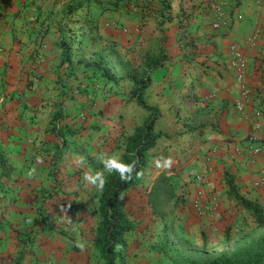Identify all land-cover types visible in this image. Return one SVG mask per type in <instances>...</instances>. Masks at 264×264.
<instances>
[{
    "label": "rangeland",
    "instance_id": "1",
    "mask_svg": "<svg viewBox=\"0 0 264 264\" xmlns=\"http://www.w3.org/2000/svg\"><path fill=\"white\" fill-rule=\"evenodd\" d=\"M98 1L101 7L92 5L89 17L78 19L66 15L78 0H45L54 26L40 40L41 57L29 55L38 65L14 67L9 54H2L0 129L6 128L7 139L15 137L19 148L0 149L6 158L0 167V264H10L19 254L22 264H103L94 245L100 191L85 176L107 172L108 158L119 162L123 136L116 137L117 130L128 135L148 116L128 100L131 81L123 77L120 61L141 66L146 53L159 45L168 60L152 74L146 99L160 110L154 128L161 137L150 151L148 174L123 195L137 224L124 235L123 263L174 264L157 251L164 233L199 257L262 237L264 226L228 196L224 183L232 178L238 193L248 198L236 159L252 163L251 148L264 150L262 138L241 117L250 97L242 110L235 107L241 94L227 67V50L237 42H229L224 52L223 41H215L237 21L235 14L242 16L237 0L221 5L233 15L229 28L217 33L210 22L212 6L220 0H171L174 18L163 25L155 17V0ZM61 39L73 53L69 67L60 63ZM100 52L109 54L118 83L94 82L77 63L81 54L91 60ZM59 113L67 143L58 161L61 140L50 128ZM211 177L214 187H204Z\"/></svg>",
    "mask_w": 264,
    "mask_h": 264
},
{
    "label": "trees",
    "instance_id": "2",
    "mask_svg": "<svg viewBox=\"0 0 264 264\" xmlns=\"http://www.w3.org/2000/svg\"><path fill=\"white\" fill-rule=\"evenodd\" d=\"M149 1L152 3L154 0ZM155 1V17L159 24L169 23L174 18L172 16L171 0ZM238 3L239 0H237ZM92 5L101 7L103 3L98 0H78L76 4L67 8L66 15L75 16L78 19H86L90 15ZM181 25L183 24L178 22V26ZM81 43L82 41L78 38L77 44L80 46ZM57 46L61 52L60 63H67L69 67L73 57L70 46L62 39L58 42ZM108 56L107 52H100L95 54L91 60H87L81 54L77 58V63L82 66L83 72L88 74L92 81H101L106 86L112 82L118 83L119 81V78L115 77L111 69L107 59ZM167 60L168 54L166 50L159 45L156 51L146 53L141 66L135 67L127 61H120L123 77L131 81L128 100L133 101L137 106L141 107L148 113V116L130 134L125 135L120 129L115 134L116 137L123 136V153L120 156L119 162L123 164L135 162L136 164L132 179L127 182L122 181L119 172L116 171L112 173L99 172L103 173L105 183L103 188L99 189L100 195L97 205L99 222L95 231L94 245L103 264H124L122 258L126 247L124 235L133 231L137 226L128 216L123 202V195L137 186L148 174L151 167L149 164L150 151L161 137V133L157 132L154 128L156 120L161 117V113L157 106L149 104L146 99V91L151 85L152 74L163 66ZM197 79L200 80L201 77L197 76ZM54 117L56 123L51 126L50 132L56 140H61L56 158L59 161L61 152L67 143L65 128L58 125L64 119V114L59 113L58 116L55 115ZM69 137H72V135L69 134ZM3 155V152L0 150V167L4 168L6 158ZM137 173H139V176H137ZM225 183L228 187V196L251 213L257 226H264V208L257 201L245 198L238 193L232 178H225ZM157 187L158 185L153 190L151 189L152 193H156ZM157 251L170 259L174 264H264V235L239 249L233 251L223 250L212 255L199 257L185 252L181 247L176 246L170 237L164 233L157 244ZM22 259V255L19 254L10 264H22Z\"/></svg>",
    "mask_w": 264,
    "mask_h": 264
},
{
    "label": "crops",
    "instance_id": "3",
    "mask_svg": "<svg viewBox=\"0 0 264 264\" xmlns=\"http://www.w3.org/2000/svg\"><path fill=\"white\" fill-rule=\"evenodd\" d=\"M45 3V0H0V61L6 59L2 56L4 52L9 54L14 67L29 68L32 64L38 65V62L29 61V55L35 53L41 57L44 45L40 44V40L43 35L48 36L53 32L54 26L53 16L45 12ZM236 12L242 13V20L235 21L224 35L215 32V41H223L224 52L226 45L232 41L243 49L248 63L245 79L250 99L248 113L241 117L245 118L246 127H250L251 132L262 138L260 143L264 148V0H239ZM254 33L257 34L255 39L249 42L248 38ZM255 111H258L257 115ZM12 127L14 135H18L16 126L10 125L8 128ZM5 129H0V149L19 148L15 137L7 139ZM7 155L11 159L14 156L9 151ZM236 161L238 163L235 165L241 174L238 180L244 183L242 192L249 199L264 205V151L252 163ZM215 182L211 177L204 187L212 188ZM255 182H260L261 185L258 184L255 188Z\"/></svg>",
    "mask_w": 264,
    "mask_h": 264
},
{
    "label": "built area",
    "instance_id": "4",
    "mask_svg": "<svg viewBox=\"0 0 264 264\" xmlns=\"http://www.w3.org/2000/svg\"><path fill=\"white\" fill-rule=\"evenodd\" d=\"M227 3V0H220L218 3L214 4L212 6V20L210 22V29L215 30L216 32H222L229 28V23L231 20V16L233 15L231 10L223 11L221 5ZM232 11H234L232 9ZM235 20H240L242 16L240 14L234 15ZM256 33H254L252 36L248 38L249 42H252L255 37ZM228 56L229 60H227V67L230 69V71L234 75V81L239 86L240 89V100L236 101L235 107L238 110L243 109V101L249 99V88L248 84L246 82L245 76L247 73L248 63L247 59L244 56L243 49L241 46L237 43H231L228 46ZM251 154L254 156V158H257L259 155L263 153L264 150H262L261 146H254L251 148ZM1 173V171H0ZM260 182H256L258 184Z\"/></svg>",
    "mask_w": 264,
    "mask_h": 264
},
{
    "label": "clouds",
    "instance_id": "5",
    "mask_svg": "<svg viewBox=\"0 0 264 264\" xmlns=\"http://www.w3.org/2000/svg\"><path fill=\"white\" fill-rule=\"evenodd\" d=\"M167 163L170 164L171 161H168ZM104 167L108 173H112L113 171L119 172L120 179L122 181L127 182L132 179L136 164L135 162L123 164L118 162L117 159L113 157L108 158L104 161ZM137 176H139V173H137ZM85 180L95 185L98 189H102L105 183V177L103 173H97L95 175H86Z\"/></svg>",
    "mask_w": 264,
    "mask_h": 264
}]
</instances>
